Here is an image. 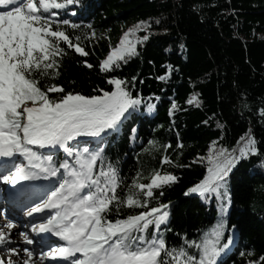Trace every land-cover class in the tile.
Returning <instances> with one entry per match:
<instances>
[{
	"label": "trees",
	"instance_id": "16d2710c",
	"mask_svg": "<svg viewBox=\"0 0 264 264\" xmlns=\"http://www.w3.org/2000/svg\"><path fill=\"white\" fill-rule=\"evenodd\" d=\"M58 11V18L80 25L66 31L74 42L80 37L88 55L61 43L66 52L59 58V75L41 83L98 95L99 89L113 90L108 80L115 76L142 99L103 145L122 178L118 194H128L126 186L138 173L142 183L154 170L174 174L176 182L155 189L149 207L169 205L167 224L161 225L169 246L198 239L220 218L219 201L187 190L207 174L210 149H238L251 131L260 154L240 159L227 178L231 202L222 243L232 234L235 239L218 264H247L264 255V0H80ZM141 21L150 27L130 39H149L136 45L138 54L102 71L100 64L111 46H118L125 25L131 24L129 30ZM193 95L198 101L189 104ZM53 151L62 160L59 149ZM165 155L171 163L162 162ZM142 210L123 207L119 217Z\"/></svg>",
	"mask_w": 264,
	"mask_h": 264
},
{
	"label": "snow or ice",
	"instance_id": "6c2138e0",
	"mask_svg": "<svg viewBox=\"0 0 264 264\" xmlns=\"http://www.w3.org/2000/svg\"><path fill=\"white\" fill-rule=\"evenodd\" d=\"M80 0H0V158H23L27 163L13 162L7 174L0 179L11 185L20 181L57 177L51 188L23 189L21 194L39 193V202L28 211L44 213L51 210L32 231L51 233L59 238L56 246L46 244L41 250V260L51 259L56 264H218V257L231 244L224 240L225 213L231 202L228 176L236 163L243 158L259 155L258 142L251 131L242 136L238 149H210L206 157L207 174L188 193H198L219 201L220 218L198 239H187L179 245L169 246L161 225H166L169 205L149 207L155 199L154 190L176 182L171 173L154 170L148 183L134 178L127 187L128 194H118L122 178L119 170L107 155L103 145L111 131H116L131 111L142 104L139 96H133L126 79L115 76L108 80L113 90L99 89L101 94L84 95L67 91L60 85H43L42 80L59 75L60 59L67 48L87 56L66 27L77 29L79 24L61 19L59 11ZM159 23V21H156ZM91 28V25H88ZM150 27L146 21L124 33L119 45L113 48L100 68L108 72L137 55L138 43L149 39L143 35L130 39L141 28ZM92 35H95L93 32ZM88 68L92 65L84 61ZM136 77H133L134 81ZM164 80L165 76L158 77ZM134 86V85H133ZM95 91V90H94ZM50 93H61L50 96ZM198 101L193 97L189 104ZM154 106L149 104L151 110ZM172 110L177 108L172 104ZM127 114V115H126ZM264 115V110H262ZM79 137L97 139L90 150L78 141ZM75 142V143H74ZM167 145L166 147H170ZM183 147V145H178ZM38 149H49L44 154ZM62 149V160L54 157L52 150ZM238 152V155H237ZM163 163H171L165 155ZM163 194L162 192L160 193ZM123 207L142 208L136 214L119 217ZM5 227L11 230L9 221ZM26 244L33 240L21 233ZM10 233L0 227V245H10ZM8 251L21 256L19 264H35L34 253L27 247L20 251L8 247ZM244 255V253H241ZM0 264H16L11 258ZM247 264H264V255L249 260Z\"/></svg>",
	"mask_w": 264,
	"mask_h": 264
},
{
	"label": "rangeland",
	"instance_id": "374dc122",
	"mask_svg": "<svg viewBox=\"0 0 264 264\" xmlns=\"http://www.w3.org/2000/svg\"><path fill=\"white\" fill-rule=\"evenodd\" d=\"M130 25H131L130 23H127L125 25V27L120 32L121 34H119V36L117 37V40H119L122 37V35H124L125 31L128 30V28L130 27ZM119 42H120V40H119ZM113 48H116V47L115 46H111L110 50H112ZM149 112L151 113V110ZM84 140H86V139H80V138H78V141L80 142V144L81 143H84L83 142ZM87 144L88 143H85L84 145H87ZM94 147H95V145H94ZM62 155H63V153H62ZM62 158L64 159L65 157L63 156ZM4 206H5L4 205V198L1 197L0 198V219L4 220V222L0 224L1 225L0 227H3L4 228V231L6 233H10V237H14L15 236V237H17L19 239V238H21V234L20 233L23 232L24 230L23 231L21 229H19V230H14V229L9 230V229H7L5 227V225L9 221H11L13 224L16 225V223H19L22 220V217L21 216H18V215H14L13 218H11V217L9 218L7 216L8 214H5L6 207L7 206H5V207ZM227 209H228V211H230V207L229 206L227 207ZM39 223L40 222L36 221V222L33 223V225L34 224H39ZM30 229L32 231V226L30 227ZM13 231H14V233H13ZM32 233L35 234V236L36 235H39V233H37V232H33L32 231ZM29 238H31L33 240V243L30 244V245L29 244H26L24 241H20V242L19 241H14V242H12V240H10V242H11L10 245H0V258H3L5 261H7L8 258H11L13 261L16 262V264H19V261H20L21 257L24 254L21 252V256H17L16 254L11 253L9 251H7V252L4 253V249H8V247L11 246V247H16L17 250L20 251L22 248L27 247V248H29L30 250L33 251L34 256H35V255H38V253H40L41 250H46V247H45L46 244H51L52 245L53 243H55L54 242V238H49V239L46 238V239L38 240V237L34 238V237L31 236V234H29ZM230 239H231V244H229V247L227 249H225L224 252L221 253L220 257H218V263L221 260H223V258L225 257V255H227L231 251V249L233 247V242H234V239H235L234 234L231 235V238ZM46 261L47 260H41L40 262H37L35 264H46L45 263Z\"/></svg>",
	"mask_w": 264,
	"mask_h": 264
},
{
	"label": "bare ground",
	"instance_id": "6f19581e",
	"mask_svg": "<svg viewBox=\"0 0 264 264\" xmlns=\"http://www.w3.org/2000/svg\"><path fill=\"white\" fill-rule=\"evenodd\" d=\"M46 151V153L47 152H49L50 150L49 149H45ZM55 158V157H54ZM3 186H4V184H2L1 182H0V198L1 197H3L4 198V205L5 206H7L6 207V212H5V214H8L7 216L10 218H13V216L14 215H21V214H19V213H21L27 206H23L22 204H25V202L27 201V199H26V201H25V197H21V198H19V199H17V198H11L10 196H9V194H8V192L6 191V189H4L3 188ZM27 198V197H26ZM11 199H14V201H12ZM39 199V196L35 199V200H38ZM12 203H14L15 205H17V207H14V206H12L11 204ZM4 206V207H5ZM26 211H29V209L28 210H26ZM6 217V216H5ZM4 222V220H2V219H0V224L1 223H3ZM8 223V222H7ZM33 225V223H30V224H27V223H25V222H19V223H16V225L14 224V227L12 228V229H14V230H19V229H21L23 232H21V233H27L28 234V236H29V234H31V236L32 237H34V238H36V237H38V240H42V239H46V238H44V237H42V234L41 233H39V235H36L35 236V234H33L32 233V231H31V229H30V227ZM1 226V225H0ZM11 229V230H12ZM13 233H14V231H13ZM20 233V234H21ZM51 234V233H50ZM51 236L53 237V235L51 234ZM10 240H12V242H14V241H24V239H23V236L21 235V238H17V237H10ZM54 242L57 244L58 243V241H56L55 239H54ZM55 243H53V245H55ZM8 251V249H4V253L5 252H7ZM47 261L45 262L46 264H49V261L51 260V259H46ZM33 261L35 262V263H37V262H40L41 261V257L39 256V253H38V255H35V256H33Z\"/></svg>",
	"mask_w": 264,
	"mask_h": 264
}]
</instances>
